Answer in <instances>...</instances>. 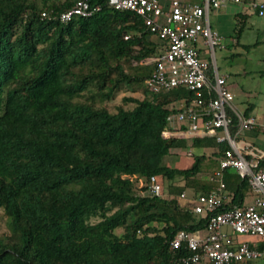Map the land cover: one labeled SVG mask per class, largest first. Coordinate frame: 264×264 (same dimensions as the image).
Wrapping results in <instances>:
<instances>
[{
    "label": "trees",
    "instance_id": "16d2710c",
    "mask_svg": "<svg viewBox=\"0 0 264 264\" xmlns=\"http://www.w3.org/2000/svg\"><path fill=\"white\" fill-rule=\"evenodd\" d=\"M79 1L0 0V209L9 220L0 264H174L187 251L171 242L207 225L192 213L191 200L214 189L198 177L201 164L229 146L165 137L169 116L194 93L147 88V62L162 47L136 13L88 0L100 10L62 22ZM122 93L142 98L126 95L111 111L105 103ZM187 148L213 154L187 169L165 163ZM153 176L161 196L149 194ZM225 182L230 205L243 206L248 181L227 172ZM187 190L193 197L181 199Z\"/></svg>",
    "mask_w": 264,
    "mask_h": 264
},
{
    "label": "built area",
    "instance_id": "2783aa9c",
    "mask_svg": "<svg viewBox=\"0 0 264 264\" xmlns=\"http://www.w3.org/2000/svg\"><path fill=\"white\" fill-rule=\"evenodd\" d=\"M228 4L243 5V0H204L201 5L183 4L175 0L167 11L160 0H109L117 11H129L142 17L147 29L160 40L162 51L152 60L154 72L146 80L153 93L182 88L194 93L193 99H182L169 116L165 137L188 136L214 138L229 149L219 160L220 169L209 177L216 186L209 194H199L192 203L195 218H208L204 230L181 231L171 242L175 251L186 250L174 264H248L264 261V150L246 141L245 132L264 134V123L255 116H245L235 106V95L227 77L219 73L216 48L222 37L210 22L212 10ZM252 10L264 15V1H253ZM100 8H91L88 0L60 17L64 23L76 17H89ZM43 17H47L44 12ZM129 37H126L128 39ZM200 41L204 46H200ZM232 115L238 119V131L231 133ZM189 141V142H190ZM192 155L191 153H189ZM234 172L246 179L254 200L243 206H231L225 175ZM149 194L161 196L162 184L156 177L148 181ZM181 199L189 200L184 191ZM242 236L258 239L257 245L241 241Z\"/></svg>",
    "mask_w": 264,
    "mask_h": 264
},
{
    "label": "rangeland",
    "instance_id": "374dc122",
    "mask_svg": "<svg viewBox=\"0 0 264 264\" xmlns=\"http://www.w3.org/2000/svg\"><path fill=\"white\" fill-rule=\"evenodd\" d=\"M237 11H240L239 5H229L227 8L211 11L210 22L212 28L219 31L223 37L221 46L216 48L215 61L219 73L227 77V84L235 95L234 106L241 113H244L248 105L253 104L259 115H262L264 112V17L253 15L245 19L243 23L238 24L235 16L238 14ZM237 28L243 29L240 44H236L234 40L238 36L239 29L237 30ZM199 45L204 46L202 41ZM126 95L141 97L137 93H122L117 96L115 101L105 103V105L111 111H116V106L122 103ZM129 107L131 105H128ZM247 137V141L264 148L262 142L264 134ZM207 153L210 154V152ZM198 154L199 152L194 148L183 149L176 154L167 156L165 163L172 167L187 169L195 163V156H198ZM219 169V162L214 158L207 157L201 164V173L198 177L214 185L215 183L209 182V177ZM8 232V217L0 209V235ZM117 233L121 234L122 230H117ZM243 238L253 239L254 237L244 236ZM248 264H264V261L260 260Z\"/></svg>",
    "mask_w": 264,
    "mask_h": 264
},
{
    "label": "crops",
    "instance_id": "0c3cea01",
    "mask_svg": "<svg viewBox=\"0 0 264 264\" xmlns=\"http://www.w3.org/2000/svg\"><path fill=\"white\" fill-rule=\"evenodd\" d=\"M161 2H162V5H163V7L168 11L169 9H170V7H171V4H172V2L173 1H175V0H160ZM178 1H180V2H182L183 4H193V5H201V4H203V2H204V0H178ZM253 1H259V2H261V1H264V0H243V2H244V4L243 5H239V7H240V11H237L238 12V14H236L235 16H236V20H237V17L240 15V16H242L243 18H244V20L245 19H248V17H250V16H253V15H259V13H257V12H254V10H252V8H251V6H250V4L253 2ZM229 5H234V4H228V5H226L225 7H223V8H227ZM214 11H218V10H214ZM240 12V13H239ZM256 13V14H255ZM211 14V13H210ZM260 17H264V15L263 16H261V15H259ZM214 30V29H213ZM214 31H216L221 37H222V35L220 34V32L219 31H217V30H214ZM223 38V37H222ZM149 39L152 41V42H154L155 44H161L160 43V40L157 38V36H154V35H151L150 37H149ZM235 40V43L237 44V42H238V40L235 38L234 39ZM263 42H264V39H263ZM152 61V60H151ZM148 63H150V61H148L147 62V64ZM230 88V87H229ZM230 90H231V88H230ZM248 107H251L252 108V111H251V113H250V116L252 115V116H255V117H257L258 119H259V121L260 122H262V123H264V112H263V114L262 115H259V113L257 112V110H256V108H255V105H253V104H249L248 105ZM247 107V108H248ZM246 108V109H247ZM245 112V111H244ZM248 133V134H247ZM262 133H260V132H245L244 134H243V138L247 141L248 140V137L247 136H256V135H261ZM173 137H175V136H173ZM187 137L188 136H186V135H184V136H180V137H178L177 136V138H183V139H186L187 140ZM196 139H198V138H196ZM195 139V140H196ZM188 141V140H187ZM190 141V140H189ZM191 142V141H190ZM193 142V141H192ZM263 142V144H264V140L262 141ZM257 146V145H256ZM259 148H262V150H264V148L263 147H259ZM194 149H196L198 152H199V154H198V156H201V155H207V156H210V155H212L213 154V150L212 149H209V148H194ZM178 152H180V151H178ZM177 152V153H178ZM207 152H210V154H208ZM212 158H215V157H212ZM229 173H231V174H236V173H234V172H229ZM230 175V174H229ZM202 181H205L206 183H208L205 179H202ZM214 186V188L216 187L215 185H213ZM187 193H188V196H190V198L191 197H193V191L191 190V192H189V190H187L186 191ZM228 193H229V196L232 198V200H233V193L231 192V191H229L228 190ZM254 200V194L251 192L250 193V195L246 198V200H245V204H249V203H251L252 201ZM244 204V205H245ZM244 236H242L241 238H240V240L241 241H245V242H249V243H251V244H253V245H257V243H258V239H256V238H250V239H244L243 238ZM246 238V237H245ZM259 246H262V244H259Z\"/></svg>",
    "mask_w": 264,
    "mask_h": 264
}]
</instances>
